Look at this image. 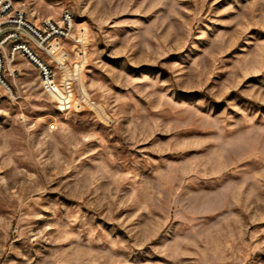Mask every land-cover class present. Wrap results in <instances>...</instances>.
<instances>
[{"label": "rangeland", "instance_id": "rangeland-1", "mask_svg": "<svg viewBox=\"0 0 264 264\" xmlns=\"http://www.w3.org/2000/svg\"><path fill=\"white\" fill-rule=\"evenodd\" d=\"M13 1L75 37L0 99V264H264V0Z\"/></svg>", "mask_w": 264, "mask_h": 264}, {"label": "built area", "instance_id": "built-area-1", "mask_svg": "<svg viewBox=\"0 0 264 264\" xmlns=\"http://www.w3.org/2000/svg\"><path fill=\"white\" fill-rule=\"evenodd\" d=\"M73 15L64 11L59 20L45 18L36 22L31 14L15 5L13 0H0V99L14 97L21 69L16 65L18 56H25L37 69L43 82L52 81L54 71L38 49L51 54L50 43L58 38L74 39ZM51 128L54 125L51 124Z\"/></svg>", "mask_w": 264, "mask_h": 264}, {"label": "bare ground", "instance_id": "bare-ground-1", "mask_svg": "<svg viewBox=\"0 0 264 264\" xmlns=\"http://www.w3.org/2000/svg\"><path fill=\"white\" fill-rule=\"evenodd\" d=\"M48 82H50V81H46V83H48Z\"/></svg>", "mask_w": 264, "mask_h": 264}]
</instances>
